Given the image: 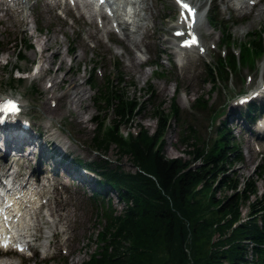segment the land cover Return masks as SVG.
Here are the masks:
<instances>
[{
  "label": "rangeland",
  "instance_id": "374dc122",
  "mask_svg": "<svg viewBox=\"0 0 264 264\" xmlns=\"http://www.w3.org/2000/svg\"><path fill=\"white\" fill-rule=\"evenodd\" d=\"M187 1H192L194 7H198L199 25L195 29L199 35L200 46L205 50L201 56L196 50L192 53L176 50L171 40L176 12L170 0L146 1L145 6L148 10L145 15L148 19L144 23L147 24V29H140L138 33L139 38L142 37L145 44L139 46L121 44L120 34L114 32L109 21H106L108 24L104 25L105 27L103 26L107 31L109 30L106 34L103 33L100 28L101 23L97 19L86 21L80 18V12L75 11L71 5L62 9V0L52 11L45 6L44 0H27L10 6L0 5V95L12 96L24 104L22 114L29 120L30 135L33 141L38 133L46 129L45 125L50 127V131L46 129V134L42 132L41 148L32 143H30V147L32 146L30 149L29 147L23 148L30 152V159L27 163L20 160V164L22 166L27 164L24 170L33 169L31 172L38 168L39 172L34 174L46 171L45 176L50 180L53 179L50 182L51 186L40 192L39 200H37L38 204L48 201L47 208L40 209L37 214L39 221L36 222L37 229L34 230V234L29 232L34 237L30 245L34 249L35 257L30 259L27 253L24 255L9 253L2 255L1 262L7 264H81L95 251L97 245L95 230L99 227L100 219L99 211L97 215L98 205L96 204L95 210L89 198L96 186L86 175V177L83 175L85 179L81 182L76 177L80 171L76 170L79 172L77 173L73 164H71L73 166L68 165V160L70 158L79 159L87 168L86 164L98 162L102 157L100 153H103V159L107 161L110 169L122 173L134 172L128 157H118L113 145H110L104 152L99 150V153L94 150L91 142L95 128L92 119L96 116L94 90L98 98L99 93L106 86V79L113 87L124 92L127 98L142 103L141 111L133 118L130 126H121L123 135L138 131L140 127L146 129L149 134L154 133L157 126L154 117L155 108L161 104L162 111L167 115L170 111V103L174 101L180 115L177 121L167 115V127L158 142L166 158H180L184 161L189 159L187 153L193 148V138L188 136L186 125H190L196 135L204 141L214 138L215 127L225 129L227 138L238 147L235 153L241 156V162L232 163L227 174L231 178L240 179L241 183L243 179L256 181L253 176L254 171L264 160V132L260 130L261 133H257L256 127L249 125L243 115L238 116L245 109H236L232 105L239 95L255 90L259 86V81L264 79V41L262 42L261 39L264 31V0L253 7L248 4L247 12L237 11V6H239L237 0H233L229 5L222 0ZM207 12L214 15L218 22L212 24L213 28L209 27L206 22ZM222 23L226 24L225 29L228 30L235 44L243 42L247 34L260 32L263 55L255 59L256 63L254 65L253 62V67L238 65L237 78L231 76L224 87H217L213 90L210 84L205 82L204 65L212 62L220 50L224 52L226 50L219 45L221 32L216 29L218 24ZM140 33L143 34L140 35ZM43 42L47 49L41 55L40 43ZM234 43L231 48L237 52ZM137 51L141 52V55ZM18 54L22 56L20 61L16 60ZM134 54L138 55L139 59L147 61L145 63L148 65L145 66V63ZM76 55H81L82 58L74 60ZM238 55H235L236 59ZM41 56H45L51 64L42 79H30V75L35 74ZM61 62V69L57 70ZM93 68L96 72L91 78L92 87H88V76ZM20 72L23 73L22 79L18 80ZM66 73H69V80L74 79L76 83H81L83 90L85 89L84 100L79 106L84 124L78 123L75 113L63 112L66 108L63 100L54 103L55 106L54 104L47 105L53 113H45L43 109V102L49 100L51 96L44 92L42 85L49 77L58 79ZM58 86L56 94L61 95L67 83L58 84ZM148 90L152 91V97H147L145 94ZM199 98L207 100L217 108L216 111L219 110L215 117L220 116L213 122L216 126L209 127L208 111L205 115L204 113L198 114L197 110L191 111L190 106ZM100 108L102 110L100 117L104 116V122L109 123L113 118V112L103 110V104ZM183 122L187 124L182 125ZM48 134L52 138L54 136L58 138L53 140L49 137L52 144L46 147ZM256 137L262 138L257 139ZM61 139L66 142L65 145L60 143ZM36 142L35 140L34 143L38 145ZM57 144L66 149L67 155L64 160L67 161L64 162V168L52 162L59 161L58 155L55 160L52 156H48L53 148L62 152ZM38 149L40 150L38 162L41 164L36 163L34 166ZM46 150L48 152L44 154ZM1 159L3 161V158ZM230 160H233L232 154ZM51 166L54 169L57 168L56 166L59 167L57 175L52 176L53 173L49 172ZM88 171L94 172L96 180L101 181L102 178L98 171L90 169ZM58 175L62 183L57 182ZM91 188L94 190L91 191ZM256 188L257 197L264 194V187L260 181L256 182ZM222 195L221 192L217 193L218 197ZM97 197L103 199L107 207L106 201L110 200L109 207L114 214L120 213L124 208V204L108 188ZM250 200H254V197L251 196ZM238 210L240 221H242L248 213L247 203L241 204Z\"/></svg>",
  "mask_w": 264,
  "mask_h": 264
},
{
  "label": "trees",
  "instance_id": "16d2710c",
  "mask_svg": "<svg viewBox=\"0 0 264 264\" xmlns=\"http://www.w3.org/2000/svg\"><path fill=\"white\" fill-rule=\"evenodd\" d=\"M207 19L210 25L218 23L214 15L209 14ZM225 27L222 23L216 29L221 32L220 46L226 48V54L223 58L216 54L212 63L204 65L205 82L213 90L224 87L231 76L237 78L238 65L252 67L262 53L260 32L247 34L243 42L235 44ZM233 43L239 49L238 59L229 52ZM21 58L18 54L16 59ZM92 76L93 69L88 87H92ZM95 91L93 148L104 152L113 145L118 157H128L134 172L110 169L100 152L98 162L86 164L102 178L89 198L95 210L98 205L100 224L95 230L96 249L81 264H264V194L257 197L256 188L257 181L264 187V162L254 171L256 181L243 179L241 183L227 174L232 163L241 162L240 154L235 153L238 147L227 138V131L215 127L214 138L204 141L190 125H186L188 136L193 138L189 159H168L158 142L168 116L177 121L180 115L174 101L168 116L161 104L155 108L154 133L140 127L135 135H122L121 126H130L142 103L127 98L107 79L98 98ZM145 94L152 97L151 90ZM101 104L103 110L113 112L109 123L100 117ZM190 108L201 115L208 111L209 127L214 126L219 110L207 100L199 98ZM259 111L257 105L250 104L243 114L251 120ZM73 163L81 165L76 158ZM106 188L124 204L120 213L114 214L110 200L107 207L97 197ZM219 192L221 197L217 196ZM246 203L248 213L240 221L238 209Z\"/></svg>",
  "mask_w": 264,
  "mask_h": 264
},
{
  "label": "bare ground",
  "instance_id": "6f19581e",
  "mask_svg": "<svg viewBox=\"0 0 264 264\" xmlns=\"http://www.w3.org/2000/svg\"><path fill=\"white\" fill-rule=\"evenodd\" d=\"M27 1V0H22V2ZM45 1V6L50 9V11L53 10V8L57 7L59 5V3L61 2V0H51L50 2H48L47 0ZM63 1V8L65 9L66 6V0H62ZM146 1L147 0H118V9H120V11H124L123 8H125L127 5L131 6V10L132 13L130 14V16L127 18L126 22L123 21V19L121 18L122 14H118L117 17V27L118 30L120 31V36H121V44L123 43L124 45H131V46H139L140 44H145V41L143 40V38H139L138 33L140 29H147V24L146 20L148 19L145 15V13L147 12V7L146 5ZM233 0H222V2H225L226 5H229ZM241 1V6L238 8L237 11H243V12H247V10H249L246 6V4H248L249 2H254L256 0H245L243 2V0ZM21 2V3H22ZM257 4V3H256ZM245 5V6H243ZM74 10L77 12H80V18H84L86 21H91V19L94 21L95 16L97 17H101V13H94L92 12L90 9H88L85 5H83L80 1L76 3ZM7 14V13H6ZM9 15V14H7ZM10 17V16H9ZM8 17V20L10 19ZM105 20V19H103ZM129 21V22H128ZM145 22V23H144ZM108 22H104L103 26L106 25ZM110 24H112L110 22ZM176 28V31L182 30L183 28V21L179 18L176 22V24L174 25ZM105 27V26H104ZM103 33H108V31L104 28ZM143 33H140V35H142ZM93 36V35H92ZM47 41V40H45ZM44 41V42H45ZM44 42L40 43V54L42 55V53L44 54V52L46 51V47L44 46ZM120 44V46H121ZM123 45V46H124ZM83 51H85V49H83ZM137 53L139 55H141V52L137 51ZM135 57H138V55L134 54ZM82 58L81 55H76L74 57V60H80ZM141 60V59H139ZM143 63L147 62L144 60H141ZM45 64H47L48 66H44ZM51 64V61L48 60L47 58H45V56H41L40 60H39V64L37 66V68L35 69V74L30 75V79H42V77L44 76V73L48 70L49 65ZM135 63H132V65ZM136 65V64H135ZM62 66V62L60 63L59 67L57 70H60ZM70 73V71H69ZM69 73H66L62 76H60L58 79L53 78V77H49L44 84L42 85V88L44 90V92H47L48 95H50V99L46 100L45 102H43V109L45 111V113H53V110L50 109L47 105L51 106L52 104H56L60 101L63 100V102L66 105V108L63 109L64 113H75V118L78 120L79 124H84V120L81 117V112L79 111V106L80 103L84 100L83 96H84V90L81 88V83L79 82H75L74 79H68ZM68 74V75H67ZM70 77V76H69ZM62 83H67V86L63 89V92L61 95H57L56 91L59 89L58 84H62ZM86 95V94H85ZM20 101V108H24V104L21 103ZM54 104V106H55ZM233 110V109H232ZM49 119V118H48ZM7 126V125H6ZM44 128L47 129V131H50V127L48 126H44ZM11 134L10 131H4L3 135H0V146L2 144H4L6 142V147L7 150L5 151V154H9V150L11 148V146H13L18 153V159H20L23 163H27L29 160V155L30 152L27 155H23L21 152V147L23 146L24 142L27 144L32 143L34 146L41 148L42 147V143H39V146L36 145L35 143H33V138L27 136L21 143V145L19 146H15L13 141L7 140V137H9ZM50 138H52L51 135H49ZM55 137V136H54ZM52 138L53 140H55L56 138H58L56 136V138ZM10 138V137H9ZM8 138V139H9ZM37 143V142H36ZM63 145L66 144V142H64V140L61 139V142ZM5 147V148H6ZM60 148V147H59ZM13 151H15L13 149ZM19 155H21V157H19ZM20 161V162H21ZM39 169L36 168L33 172H31L29 174V178H35L36 180V186L35 188L31 189V191L29 192L30 195L32 196H39V193L42 192L45 189V183L41 182V179H44L45 182L48 184L49 183V179L45 178L44 176L46 175L45 173H41V174H34V173H38ZM76 177L82 182L84 181L85 178H83L84 176L82 174H77ZM53 180V179H51ZM55 183V180H54ZM20 205L24 206L23 208L27 209L29 208V214H27V220L28 222H35L34 225V230H36V222L39 221L37 214L40 211V208L42 207L41 205H37L34 206V202L32 200H21V202H19ZM52 227V226H51ZM21 234L22 235V239L23 240H18L17 243L19 245H23L24 241H26L27 238H30L31 236H33L32 234H29V232L31 231L30 229H23L21 230ZM25 231V232H24ZM51 245V244H49ZM47 246V245H46ZM5 262H2L1 264H4ZM7 264V263H5ZM11 264V263H9Z\"/></svg>",
  "mask_w": 264,
  "mask_h": 264
},
{
  "label": "snow or ice",
  "instance_id": "6c2138e0",
  "mask_svg": "<svg viewBox=\"0 0 264 264\" xmlns=\"http://www.w3.org/2000/svg\"><path fill=\"white\" fill-rule=\"evenodd\" d=\"M178 3H180V0H177ZM182 7L187 8L188 6L182 5ZM0 110H7L10 112H15L17 110L16 105L11 103V102H7L4 105L0 106Z\"/></svg>",
  "mask_w": 264,
  "mask_h": 264
}]
</instances>
